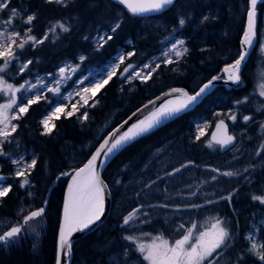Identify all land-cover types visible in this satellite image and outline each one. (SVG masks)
Here are the masks:
<instances>
[{"label": "trees", "instance_id": "obj_1", "mask_svg": "<svg viewBox=\"0 0 264 264\" xmlns=\"http://www.w3.org/2000/svg\"><path fill=\"white\" fill-rule=\"evenodd\" d=\"M247 4L248 0H234V2L232 0H176L174 6L158 16L139 18L130 14L115 0H70L68 7L48 4L45 0H12L10 7L20 9L22 15L31 13L36 15L32 24V35L38 38L58 22H63L71 29L68 33L57 31L55 34H50L48 41L34 49L26 46L24 50H18L20 61L34 62L29 65V70L24 72L21 78L34 73L53 74L64 62L79 65L78 73H85L87 70L107 64L119 50L124 54L133 50L136 52L130 60H125V63L120 66V71L129 63H135L138 68L160 56L161 49L170 43L165 41L166 37L185 38L188 53L179 63L167 66L162 63L163 59L159 58L161 67L147 82H141L138 79L131 83L125 82L120 78V71H118L116 76L94 97V100L98 101L95 107H82L71 118H65L62 115L60 119H55L56 128L51 135H41L40 121L52 103L42 100L32 105L19 120H15V124L18 125L17 131L11 138L12 143L4 145L7 155L0 156V175L5 178L3 183L12 186L9 194L0 200V220L9 218L8 220L16 224L19 222L18 218L22 220L23 215L43 207L49 189L55 180H58L51 189L45 213L38 218L42 223L37 235L33 237L25 231L16 243L8 247L0 246V264H55L62 207L70 179L68 175H61L82 166L103 137L155 96L173 87H183L192 93L212 77H223V67L237 59L241 50L240 40L245 28ZM6 13L7 11L3 12V14ZM230 15L234 16V20ZM180 16L187 19L184 28H180L177 23ZM203 16H208L209 20L201 23ZM154 20H160L158 26L154 25ZM20 22L21 27H26L22 21ZM117 22L120 23V28L115 33H111V27ZM102 31L109 32L113 39L97 51L93 40L98 32ZM79 56H85L87 59L81 64ZM258 62V59L254 58V53H251L241 71L239 84L229 90L224 86H217L193 110L180 114L138 138L115 155L102 173L112 194L111 212L106 218L110 222L107 237L106 239L101 237L104 230H102L103 225H100L76 241L73 246V259L77 264H102L106 258H110L107 256L109 254L107 250L116 239L115 231H110V226H114L115 218L118 217L117 212L127 214L139 201L134 198L136 195L133 194L132 189L125 192L127 174L128 177H135L134 172L138 175L145 174L140 172L141 168L154 150H161V157L172 156L170 154L174 152L185 162H195L194 166L188 168L191 169L190 171H181L175 175L178 177L171 180L174 182L172 185L169 183L167 187L169 189L178 187V192L184 194L185 191L182 189L185 190L186 186H192V184L200 186V181L211 183L212 199H218L220 195L232 189H238L231 206L226 201H219L195 210L185 208L179 211L180 214L172 216V218L178 217L185 226H188L192 219H198L195 216L203 215L199 211L207 209V213L227 220L236 232V242L225 252V258L222 259L221 264H234L238 252L246 243L243 236L250 229L253 215L262 209V205L253 202L251 196L262 195L264 191V157H257L253 153L249 156L248 162L245 161L246 152L250 151L248 146L250 143L245 141V138L259 141L264 136L261 128L256 129L257 123L259 124V121L264 118V112L256 113L249 103L254 95L260 98L254 93V86L261 70V68L259 70L261 65L259 66ZM10 79L15 83L19 80L12 77ZM242 82L244 85L241 86ZM245 97H247V103L237 106L236 102ZM2 100L3 96H0V102ZM219 107L228 109L227 112H235L238 123L245 131L241 143L245 147V154L243 153L242 157L235 161L246 163L242 164V168L250 165L256 167L250 173H243L238 178L226 180V177L218 176L216 182H209L210 177L215 175L209 171L211 168H218L221 172L232 171L230 166L222 165L220 162L223 160L221 158L226 157V153L221 154L216 145L212 148L206 146L210 141L211 128L199 142L194 143L192 137L195 132V123L211 118L212 109L216 110ZM85 111L88 112V119L81 122L78 116ZM245 115L253 117L252 124L248 127L243 122ZM20 155H24L25 160L29 162L33 158L37 160L36 167L27 177L30 185L25 187H20L23 178L15 176L13 165L10 163L11 156L20 157ZM151 165H148L147 169ZM202 166H206L207 170L198 169ZM153 172L161 173L154 167L150 171V176L156 175ZM202 174L205 177H202ZM161 176L164 177V175ZM245 176H250V180H245ZM144 178L138 179L141 182ZM168 180V177H164L163 185H152L151 188H160L158 191L162 192ZM177 182L178 185L175 184ZM228 183H231L233 187H230ZM133 185L139 186L136 182ZM144 185L139 186V194L144 191ZM119 186L123 187L120 191L121 196L117 193ZM199 192L202 195L187 197V205L203 204L206 190L199 189ZM29 194L32 196L30 197ZM21 206L23 213L18 217L17 210ZM177 225L172 222L171 227ZM242 264H259V262L254 257L245 256Z\"/></svg>", "mask_w": 264, "mask_h": 264}, {"label": "snow or ice", "instance_id": "obj_2", "mask_svg": "<svg viewBox=\"0 0 264 264\" xmlns=\"http://www.w3.org/2000/svg\"><path fill=\"white\" fill-rule=\"evenodd\" d=\"M48 4H55L61 7H68L70 0H45ZM119 5H122L133 16H142L149 13H159L175 5L176 0H115ZM12 0H0V13L7 11L9 16L0 25V96L7 95L8 101L0 103V156H6L4 145L12 143V136L17 131L18 125L12 123L14 120H19L23 114L29 111V108L40 103L42 100L51 103L48 98V93H52L57 97L56 102L52 104L48 113L41 119L42 126L41 135H51L56 128L54 119H60L63 115L65 118H71L79 112L80 107H95L98 101L94 100L96 94L109 83V81L116 76L120 71V65L125 63L126 59L136 55V52L130 51L126 54L118 55L113 62L108 65L100 74L99 79H90L89 77H81L74 81L75 90L61 95V87L72 78V76L79 70V65H65L58 69V72L53 76L49 73L51 80L44 77L37 76L35 80H25L24 83L18 87L5 80V75L13 65L14 61H19L20 56L18 50L22 51L26 46L33 49L39 45L44 44L49 40L50 34H55L57 31L68 33L71 29L63 22H58L54 26L48 28L43 36L36 37L32 35V24L36 19L34 13L22 15L21 10L15 7H10ZM264 3V0H248L247 12V27L244 31L241 40V50L238 58L230 65H227L223 72L226 74V81L232 84H239L241 82V66L249 54V50L254 46V38L256 36V17L258 4ZM20 18L26 27L23 30H16L14 28L15 21ZM208 16H203L201 23L207 22ZM177 23L180 28H184L187 19L183 16L178 17ZM120 28V23L117 22L111 27V33H115ZM175 31V30H174ZM88 39V37H85ZM113 39L109 33L98 35L95 39V48L99 51L104 45ZM165 41H170V45H165L161 49L163 60L162 63L172 65L179 63V61L188 53L186 41L182 38L173 39L166 37ZM162 43H165L162 41ZM261 51L264 52V44L261 46ZM87 57H79L82 64ZM34 62L26 60L20 63L17 75H23L25 71L29 70V65ZM161 67L160 63L152 61L145 63L142 67L137 68L134 64H127L122 71H120V78L125 82L131 83L135 79L141 82H147L152 75ZM147 70V71H145ZM220 76H214L206 83H204L199 90L194 94H189L186 90L181 88H173L167 94L172 96L177 94L176 99L167 100L160 105H156L155 101H150L152 108L149 105H144L143 108L137 111L141 114L145 109H149L147 114L142 118H138L135 122L127 127L126 130L121 131L124 125L128 123L125 120L120 126L110 132L106 137L102 138V142L91 154L87 162L78 169H73L72 172L64 173L62 175L70 176V182L67 188L63 205L62 222L58 234V249L56 264H64L67 257L70 256L72 250L71 237L76 232H84L90 230L98 222H102V217L105 213L106 191L108 186L101 178L100 171L105 168L106 164L112 157L120 152L126 146L130 145L138 138L145 136L165 121L179 115L180 113L189 109L196 104L200 98L206 94L207 90L214 86V81L220 80ZM88 80V85L80 88L79 85L84 84ZM19 94V99H18ZM260 96L264 97V84L260 85ZM79 97V100H75ZM93 103L89 104V101ZM67 101V103H66ZM247 103V97L241 101H237L236 105ZM79 105V107H78ZM70 108L69 111H65ZM14 109V111H13ZM11 113V114H10ZM137 113H133V116ZM219 115V114H218ZM233 123L237 120V114L230 112L227 116ZM81 122L88 119V112L85 111L78 116ZM129 120L132 117L128 118ZM253 119L251 116H243V122L247 124ZM262 132H264V123L260 125ZM205 135L204 126L197 125L196 131L193 134V142H199L201 137ZM236 137L228 132V125L224 119H221L216 124V132L212 135L211 140L207 142L206 146L212 148L213 145L218 146L221 150H233L236 145ZM264 152V141L258 146L255 151L257 157ZM12 164L16 165L15 176L23 178L20 187L30 185L28 176L31 175L37 165V160L33 158L31 162L25 163L23 157L12 159ZM195 165L194 161H187L182 163L179 167H175L170 171L164 173V177L175 176L183 169ZM147 167V165H145ZM255 169V165H250L243 169V173H250ZM215 175L210 177L209 182H216L218 176L233 178L241 176L243 173L233 171L221 172L218 168L209 169ZM164 177L157 175L156 179L145 183L144 187L151 188L152 185L158 181L163 180ZM3 177H0L2 180ZM245 180H250V176H245ZM119 183V181H117ZM11 185L0 184V200L6 197L11 191ZM238 189H232L226 194L220 195L218 200H206L204 204H190L185 205L186 209H199L206 205H212L219 201H226L229 206L232 205L233 198ZM195 191L189 193V196H195ZM251 200L260 205H264V195H252ZM46 203V202H45ZM149 207H154L149 205ZM160 208L168 209L172 206L167 203L158 205ZM144 205L133 208L129 213L122 217L121 227H127L134 222L141 224L148 223L149 220L141 219L142 217H149V213L144 211ZM176 211H181V207H176ZM45 209L43 207L32 210L28 214L23 215L22 220L15 225H8L2 232H0V246L8 247L16 243L28 227L30 222L38 220L42 217ZM238 226V222H237ZM175 231L179 237L173 241L164 238L162 234L152 236L150 233H142L141 237H149L148 242H144L141 237L135 235H125L123 239L132 245L136 252H138L147 264H221L222 259L225 258V252L235 245L236 232L223 217H210L204 224H197L193 221L187 227L180 223L175 227ZM264 233V229L261 230ZM245 245L238 252L234 264H242L245 256L254 257L259 264H264V235L257 239V232L250 231L243 236ZM130 249L125 247L123 249L122 260L127 264L129 259L128 253Z\"/></svg>", "mask_w": 264, "mask_h": 264}, {"label": "rangeland", "instance_id": "obj_3", "mask_svg": "<svg viewBox=\"0 0 264 264\" xmlns=\"http://www.w3.org/2000/svg\"><path fill=\"white\" fill-rule=\"evenodd\" d=\"M232 2H234V0H232ZM224 4V3H223ZM8 16H9V13L7 12L6 14H3V13H0V25H2V22L4 21V20H6L7 18H8ZM231 16V15H230ZM231 18L234 20V16H231ZM20 21H22L19 17L16 19V21H15V25H14V28L16 29V30H23L25 27H21V22ZM155 22H153V23H155L154 25L155 26H158V24L160 23V20H154ZM261 33H262V37H261V43H260V46L262 45V44H264V20H263V25H262V29H261ZM104 34V32L102 31V32H98V34L94 37V44H95V39L97 38V36L98 35H103ZM177 38H181V37H177L176 36V38L174 37V39H177ZM182 39H184L185 41H186V39L185 38H182ZM168 45H170V43L168 44ZM165 47V46H164ZM163 47V48H164ZM120 54H124L122 51H120L119 50V52L114 56V58L112 59V60H110L107 64H105L104 66H102V67H100V68H95V69H90V70H87V72H85V73H78V71L72 76V78L70 79V80H68L62 87H61V89H60V94L61 95H67V93H69V92H72V91H74L75 90V87H74V81H76L77 79H79V78H81V77H85V76H87V77H89L90 79H99L100 78V74H101V72L108 66V65H110L112 62H113V60L118 56V55H120ZM257 55H259V57H258V63H259V70H260V68H261V70H260V72H259V75H258V78H257V82H256V84H255V86H254V93L255 94H257L260 98H258L257 96H252V98L249 100V103H250V107H255L256 106V109L259 111V113L261 112V113H263L264 112V97H261L260 96V85L261 84H264V65L262 66V64H264V52H262L261 51V47L259 48V51H258V53H257ZM79 57H81V56H79ZM158 58H156L155 60H156V63H159V58H162L163 59V56H162V52H161V54H160V56H157ZM155 60H151V61H149V62H147V63H150V62H152V61H155ZM23 61H14L13 62V65L10 67V69H9V71L7 72V74L5 75V80L8 82V83H11V84H13L14 86H16V87H18L20 84H22V83H24V81L25 80H35V78L37 77V76H39V77H44V78H46V79H49V80H51V77H49L48 76V74H38V73H34V74H27V76L26 77H22L21 78V76L22 75H17V71H18V68H19V66H20V63H22ZM145 64V63H144ZM143 64V65H144ZM65 65H73L72 63H68V62H64V63H62V65L61 66H65ZM122 65V64H121ZM120 65V66H121ZM143 65H141V66H139L138 68H140V67H142ZM60 66V67H61ZM59 67V68H60ZM146 71V70H145ZM26 72V71H25ZM58 72V70L55 72V73H53V76H55V74ZM10 77H12L13 79H19L18 80V82H14V81H12L11 79H10ZM139 80V79H138ZM88 83H89V81L88 80H85V82H84V84H82V85H79V87L80 88H83L84 86H86V85H88ZM48 95V98H49V100L51 101V100H54V102H51L52 104H54L55 102H56V99H57V97L56 96H54L52 93H48L47 94ZM257 97V98H256ZM256 98V99H255ZM18 99H19V94H18ZM254 99V100H253ZM75 100H79V97H75ZM253 100V101H252ZM8 101V96L7 95H3V100L0 102V103H5V102H7ZM252 101V102H251ZM66 103H67V101H66ZM91 103H93V100H90L89 101V104H91ZM52 107V106H51ZM50 107V108H51ZM78 107H79V105H78ZM49 108V109H50ZM80 108H82V107H80ZM49 109L47 110V112H46V114L48 113V111H49ZM70 110V108H66L65 109V111L67 112V111H69ZM13 111H14V109H13ZM214 111V112H213ZM227 111H229L228 109H225V108H223V107H219L218 109H216V110H214V109H212V115H211V118H209V119H203V120H201V121H197L196 123H195V131H196V126L197 125H201V126H204V131H205V135L209 132V129L212 127V125H213V122L214 121H216V120H218V119H226V120H228V122H229V124H230V127H231V129H232V131L235 133V134H238L239 135V137H240V144H239V146L237 147V148H234L233 150H231V151H227L226 152V157H223V158H221V159H223V160H220V162H221V164L222 165H225V166H230V169L233 171V172H241V173H243V169L244 168H242L243 166H242V164H246V163H241L240 161L238 162V161H235L236 159H240L242 156L240 155V153L245 149V147H243V146H241V143H242V141H243V138H242V136H243V134L245 133V131L243 130V128H242V126L237 122V120H236V122L235 123H233L231 120H229L228 118H227V116H228V114L230 113V112H227ZM258 113V114H259ZM11 114V113H10ZM45 114V115H46ZM219 114V115H218ZM24 115V114H23ZM22 115V116H23ZM44 115V116H45ZM43 116V117H44ZM174 119V118H173ZM172 120V119H171ZM170 120V121H171ZM213 120V121H212ZM55 121V119L53 120V122ZM257 121V120H256ZM256 121H255V123H256ZM169 122V121H168ZM168 122H166V123H168ZM12 123H14L15 124V120L14 121H12ZM165 123V124H166ZM262 123H264V118H263V120H261V121H259V124L257 123V125H256V129L257 130H260L259 128H260V125L262 124ZM249 124V123H248ZM236 125H238L239 127H237ZM249 125H247V127H248ZM42 127V126H41ZM247 127H246V129H247ZM205 135H203V136H205ZM245 141H247V142H249L250 144L248 145V146H250L249 147V149H250V151H249V153L248 152H246V159H245V161H247L248 162V159H249V156H252L253 155V153H255V151H256V148H257V146L258 145H260L262 142L261 141H264V136L263 137H261L260 139H259V141L258 140H252L251 138H245ZM259 143H258V142ZM261 142V143H260ZM165 149H168V148H166L165 147ZM176 149H177V147H176ZM220 152V151H219ZM161 153V150H154V152H152L151 153V155L147 158V160L145 161V165H150V164H152L151 165V167L149 168V169H147V167H145V165L144 166H142V168H141V170L142 171H140L141 173H145V174H147V175H150V171H151V169L154 167L157 171H159V172H161L160 174L161 175H164V173L165 172H167V171H170V170H172L173 168H175V167H179L182 163H185V161H183V159L178 155V154H175L174 152H171V154L170 155H172V156H164V157H161V155L162 154H160ZM158 155V156H157ZM155 156H157V157H155ZM20 157H23V159H24V162L25 163H29V160H25V156L24 155H20ZM20 157H18V156H11V158H10V163L12 164V159H15V158H20ZM261 157H264V152H262L261 153ZM261 159V158H260ZM181 161H183V162H181ZM31 162V161H30ZM237 162V163H236ZM13 165V164H12ZM16 165H13V169H14V171H16ZM256 167V166H255ZM204 169V170H207V167L206 166H202L201 168H199L198 167V169L199 170H201V169ZM146 171H145V170ZM191 169H188V168H186V169H183L182 171H185V172H188V171H190ZM135 173V177L133 178V177H130L129 179H128V181L126 182V184H127V186H132L133 185V183L134 182H136V183H138L139 184V186L140 185H143L144 183H142V181L140 182V179H138L137 177L138 176H136V174H137V172H134ZM154 173H156V172H153V174ZM152 174V173H151ZM159 174V175H160ZM179 174V173H178ZM157 173H156V175H154L155 176V179H156V177H157ZM160 175V176H161ZM177 175V174H176ZM203 176L202 177H205L204 176V174H202ZM197 176H199V175H197ZM0 177H2L1 175H0ZM174 177H178V176H171V177H168L169 178V180H168V184H166L165 185V189L159 194L158 192H160V191H158V189H160V188H157V187H155L154 189L153 188H147V191L144 193V192H141V194H137L136 196H144V197H146L147 198V200H149V198L150 197H160V196H162V194L164 193V192H166L164 195H165V199H166V201L168 202V204L169 205H171V206H173V205H180V206H185V205H187V200H188V198L187 197H191V196H189V193H191V192H193V191H195L198 195H202L200 192H199V189L200 190H202V189H205L206 190V194H204L205 195V201L206 200H209V199H212V195L210 194V191H213V190H211V183H201V181H200V186H198L197 184H192V186H186V187H184L185 188V190L184 189H182L183 191H185V193L184 194H180V192H178L179 190H178V187L177 188H167L168 187V185H169V183H170V185H172V182H174V181H171V180H174ZM237 178L239 177V176H236ZM199 178H201L200 176H199ZM228 179V177H226V180ZM4 180H5V178H3L2 180H0V184H3V185H8V184H4L3 182H4ZM162 181V183H160ZM176 181V180H175ZM207 181V180H206ZM159 183L160 184H157V185H163L165 182L163 181V180H160L159 181ZM225 184H227V182H224ZM175 184H177L178 185V182L177 183H175ZM228 184H230V187H233V185L231 184V183H228ZM197 195V196H198ZM262 195H264V191H263V193H262ZM29 196L31 197L32 196V194H29ZM152 199V198H151ZM150 201V200H149ZM205 201L203 202V204L205 203ZM174 208H172V210H173ZM23 207L21 206L18 210H17V214H18V217H19V215H21L22 213H23ZM155 210H157V209H155ZM191 210H195V209H191ZM175 211V210H174ZM174 211H170V213L171 214H174ZM199 211V210H198ZM200 213H203V215L202 216H195L196 218H198V219H192L190 222H189V224H191L193 221H195V222H197V224H204L205 223V221H207L210 217H213L214 215H212V214H210V213H207L208 212V210L206 209V210H204V211H199ZM212 212V211H211ZM258 216V217H257ZM142 217V216H141ZM18 220L19 221H21V219L20 218H18ZM17 220V221H18ZM16 221V222H17ZM10 222L12 223H14V221H9V220H0V232H2L8 225H10ZM41 221L40 220H34V221H32V222H30V224H31V226L30 227H28L27 228V232L29 233V234H31L33 237L34 236H36L37 235V231L41 228ZM262 229H264V205H262V209H259L258 210V212L257 213H255L254 215H253V219H252V221H251V226H250V229L244 234V236L245 235H247L250 231H252V230H255L256 232H257V239H260L261 238V236L262 235H264V233H262L261 232V230ZM245 241V240H244ZM124 242H126V241H124ZM148 242V241H147ZM127 243V242H126ZM117 264H120V263H118L117 262Z\"/></svg>", "mask_w": 264, "mask_h": 264}, {"label": "flooded vegetation", "instance_id": "obj_4", "mask_svg": "<svg viewBox=\"0 0 264 264\" xmlns=\"http://www.w3.org/2000/svg\"><path fill=\"white\" fill-rule=\"evenodd\" d=\"M247 7H248V4H247ZM257 10H258V16H259L258 24H257V46L252 52V53H254L255 59H258V57H259V55H257V53H258L259 48H260L261 37H262L261 29H262L263 20H264V3L258 4ZM246 13L247 12H245V14ZM245 24H246V20H245ZM136 176H138L137 178H144V177L146 178V177H149L150 175H146V174L138 175V174H136ZM150 181L144 180V181H142V183L145 184V183H148ZM125 189H126L125 192L132 189L133 194H135V195L139 194V191H138L139 186L135 187L133 185L132 186L126 185ZM122 190H123V187L119 186L117 193L120 195L121 194L120 191H122ZM146 190H147V188L145 187L143 192L145 193ZM125 192H123V194ZM158 193L160 194L161 192H158ZM165 193L166 192H164L162 194V196H160L158 198L157 197H151L152 199L150 198L149 199L150 201L147 199H144L145 198L144 196H135L134 197V198L138 199L139 201H137L134 204L133 208L139 206L140 204H143L144 205L143 210L147 211L149 213V217H147V218L141 217V219L149 220L148 223L141 224L139 222H134L127 227H121L122 217L127 215L129 212L126 214V213L116 211L118 217L115 218L114 226H110V231H115L116 239H115V243H113L114 240L112 241L110 249L107 250V252L109 253L107 255L108 257L117 256L120 259L119 260L120 264H124V262L122 260L123 249L125 247H128L130 249V251L128 253L129 259L127 261V264H147V262L143 260L142 256L138 252H136L135 248L132 245L124 242L125 240L123 239V237L125 235H135L137 237H141L142 233H150L152 236L162 234L163 237L168 239L170 242L179 237V234L175 231V227H171V224H172V222L177 223V224H180L183 222H181V220L178 217L172 218V216H174V215L176 216L179 213V211L175 212L174 214H171L170 211H174L176 207H181L182 210H184L185 208H184V206H180V205L179 206L173 205L171 208H168V209L158 207V205H160L162 203L168 204V202L165 199V195H164ZM111 196H112V194H111ZM125 196L127 197L126 194H125ZM149 205H153L154 207H149ZM172 208H174V209L172 210ZM155 209H157V210H155ZM110 212H111V210H110ZM11 224L13 225V222ZM101 225H103L102 230H104L101 237L103 236V239H106L110 222L107 221V219H106V221L103 222ZM98 237H100V235H98ZM141 238L143 239L144 242H147L149 240V237H141ZM118 258H112L111 260L106 258L105 262L102 264H117L116 260ZM72 264H77L74 259H73Z\"/></svg>", "mask_w": 264, "mask_h": 264}, {"label": "water", "instance_id": "obj_5", "mask_svg": "<svg viewBox=\"0 0 264 264\" xmlns=\"http://www.w3.org/2000/svg\"><path fill=\"white\" fill-rule=\"evenodd\" d=\"M170 9V8H169ZM169 9H166V10H164L163 12H159V13H149V14H146V15H142V16H138V17H153V16H156V15H159V14H162V13H164V12H166L167 10H169ZM258 19H259V16H258V10H257V17H256V36H255V38H254V46H253V48L252 49H250L249 50V54H248V56L246 57V60L243 62V64H242V66H241V71H242V69H243V66H244V64L247 62V60H248V58H249V56H250V54L253 52V50L256 48V46H257V24H258ZM246 27H247V13H246V24H245V28H244V31L246 30ZM243 34H244V32H243ZM243 34H242V37H243ZM242 37H241V40H242ZM241 40H240V49H241ZM234 62V61H233ZM232 62V63H233ZM232 63H230V64H232ZM230 64H227V65H230ZM227 65H225L224 67H223V69L227 66ZM223 69H222V73H223V76L224 77H221V79L220 80H217V81H214V86L212 87V88H210L209 90H207V92H206V94L205 95H203L201 98H200V100L196 103V104H194V105H192L189 109H187L186 111H184V112H187V111H190V110H193L197 105H199L200 103H201V101L205 98V97H207L208 95H210L214 90H215V88L217 87V86H224L226 89H231L233 86H236L237 84H232L231 82H228L227 84L225 83V81H226V79H227V77H226V74L223 72ZM206 83V82H205ZM203 85V84H202ZM201 85V86H202ZM242 85H244V83L242 82L241 83V86ZM200 86V87H201ZM173 88H181V89H184V90H186L189 94H194V93H191V92H189L187 89H185V88H183V87H173ZM173 88H171V89H173ZM171 89H168V90H166V91H164V92H162V93H160L159 95H157V96H155L154 98H152L151 100H149L147 103H145L144 105H149V109H151L152 108V105L150 104V101H155L156 102V105H160L161 103H163V102H165V101H167V100H170V99H176L177 98V94H174V95H172V96H169V95H167L170 91H171ZM199 90V89H198ZM197 90V91H198ZM144 105H142L140 108H138V109H141V108H143L144 107ZM137 109V110H138ZM149 109H145L144 110V113L143 114H141L140 112H138L137 110H135L133 113H137V115H135V116H133V113H131L126 119H124L121 123H123L125 120H127L128 121V123L127 124H125L124 125V128L123 129H121V131H124V130H126L127 129V127L129 126V125H131L133 122H135L138 118H142L143 117V115H145V114H147V112L149 111ZM184 112H182V113H184ZM181 114V113H180ZM129 117H132V119L131 120H129L128 118ZM221 119H219V120H217L215 123H214V125H213V127H212V129H211V131H210V134H209V139L211 140V137H212V135L216 132V124L220 121ZM225 121V120H224ZM121 123H119L114 129H116V128H118L119 126H120V124ZM225 123L227 124V122L225 121ZM228 125V124H227ZM114 129H112L110 132H112ZM109 132V133H110ZM228 132L230 133V134H232V135H234L233 133H231L230 132V128H229V126H228ZM108 133V134H109ZM107 134V135H108ZM106 135V136H107ZM105 136V137H106ZM235 137H236V135H234ZM236 141H237V137H236ZM102 142V141H101ZM100 142V143H101ZM99 146V145H98ZM97 146V147H98ZM95 151V150H94ZM227 151H229V150H221L220 149V152L222 153V154H224V153H226ZM117 154V153H116ZM115 154V155H116ZM114 155V156H115ZM113 156V157H114ZM112 157V158H113ZM90 158V157H89ZM88 158V159H89ZM112 160V159H111ZM87 162V161H86ZM85 162V163H86ZM110 162V160L108 161V163ZM84 163V164H85ZM108 163L106 164V166L108 165ZM83 164V165H84ZM83 165L82 166H80V167H83ZM106 166H105V168H106ZM79 167V168H80ZM104 168V169H105ZM74 169H78V168H74ZM104 169H102L101 171H100V174H101V178L103 179V177H102V173H103V171H104ZM61 176H65V175H61ZM71 179V178H70ZM70 179H69V182H70ZM57 180L58 179H56L55 180V182H54V184H53V186L54 185H56V183H57ZM103 181L105 182V184L108 186V184L106 183V181L103 179ZM69 182H68V184H69ZM52 186V187H53ZM68 186V185H67ZM52 187L49 189V191H48V194H47V196H46V200H45V202H44V205H43V208L45 209V207L47 206V204H48V200H49V197H50V192H51V189H52ZM68 188V187H67ZM66 194H67V191H66ZM106 200H105V213H104V216L102 217V222H98V224L97 225H95V226H93L90 230H86V231H84V232H76V233H74L73 235H72V237H71V240H72V245H73V243L77 240V239H79V238H81V237H83V236H85L86 234H88V233H90V232H92V231H94L95 229H97L105 220H106V218H107V216H108V214H109V212H110V209H111V203H112V196H111V192H110V189H109V186H108V188H107V191H106ZM66 196V195H65ZM65 200V199H64ZM63 205H64V202H63ZM62 214H63V207H62V213H61V222H62ZM61 222H60V224H61ZM60 228V227H59ZM58 234H59V232H58ZM57 249H58V240H57ZM71 257H72V250H71V254H70V256L69 257H67L66 258V260H65V262H64V264H70V262H71ZM56 259H57V254H56ZM55 264H56V261H55Z\"/></svg>", "mask_w": 264, "mask_h": 264}, {"label": "bare ground", "instance_id": "obj_6", "mask_svg": "<svg viewBox=\"0 0 264 264\" xmlns=\"http://www.w3.org/2000/svg\"><path fill=\"white\" fill-rule=\"evenodd\" d=\"M243 1V0H242ZM243 3V2H242ZM245 3V2H244ZM243 3V4H244ZM240 4V3H239ZM242 7V6H241ZM244 10V9H243ZM160 15V14H159ZM156 16H158V15H156ZM135 17H138V16H135ZM153 17H155V16H153ZM153 17H139V18H153ZM109 33V32H108ZM160 60V59H159ZM161 61V60H160ZM129 64H134L135 65V63H129ZM234 87V86H233ZM232 87V88H233ZM199 89V88H198ZM197 89V90H198ZM196 90V91H197ZM196 91H194V92H196ZM194 92H192V93H194ZM253 108V110L256 112V113H259V111L256 109V106L255 107H252ZM182 114V113H181ZM180 115V114H179ZM179 115H177V116H179ZM177 116H174L173 118H175V117H177ZM248 116H251V115H248ZM173 118H171V119H173ZM171 119H169V120H167V121H165L163 124H161L160 126H162V125H164L166 122H168V121H170ZM238 122V121H237ZM249 123V124H248ZM247 123V125H250V124H252V122L250 121V122H248ZM160 126H158V127H160ZM237 127H239L238 125H236ZM236 137H237V142H236V145H235V147H238L239 146V144H240V137H239V135L238 134H236ZM242 146V145H241ZM244 147V146H243ZM219 151H220V148H219ZM245 152V149L240 153V155L242 156V154ZM221 153V152H220ZM222 154V153H221ZM225 154V153H224ZM245 154V153H244ZM115 157V156H114ZM113 157V158H114ZM112 158V159H113ZM149 159V158H148ZM111 161V160H110ZM134 165H135V163H134ZM134 167V166H133ZM137 167V166H136ZM138 170V169H137ZM142 171V170H141ZM125 176V175H124ZM130 177H128V174H127V178H126V180H125V183L128 181V179H129ZM152 179H155V177L154 176H149V177H146L144 180H148V181H150V180H152ZM143 180V181H144ZM57 184V183H56ZM157 184H159V181L156 183V184H154V185H157ZM55 186V185H54ZM133 186H135V185H133ZM141 186V185H140ZM68 187V186H67ZM66 191H67V188H66ZM65 195H66V192H65ZM64 199H65V197H64ZM216 200H218V199H216ZM214 204H216V203H214ZM111 205H112V203H111ZM47 207V206H46ZM46 207H45V211H46ZM45 211H44V213H45ZM9 218H6V219H2V220H8ZM9 221H11V220H9ZM10 225H12L11 224V222H10ZM13 225H15L14 223H13ZM89 234V233H88ZM87 235V234H86ZM85 235V236H86ZM84 237V236H83ZM82 238V237H81ZM80 239V238H79ZM79 239H77L76 241H78ZM75 241V242H76ZM75 242L73 243V245H72V257H71V262H70V264H72V262H73V258H74V255H73V246H74V244H75ZM112 258H118L117 256H111L110 258H109V260H111ZM119 258L116 260V262H118V263H120L119 262Z\"/></svg>", "mask_w": 264, "mask_h": 264}]
</instances>
